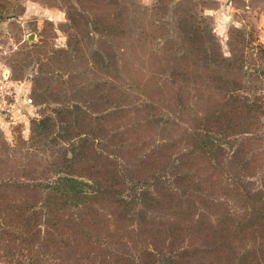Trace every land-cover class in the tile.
<instances>
[{
  "label": "trees",
  "instance_id": "1",
  "mask_svg": "<svg viewBox=\"0 0 264 264\" xmlns=\"http://www.w3.org/2000/svg\"><path fill=\"white\" fill-rule=\"evenodd\" d=\"M186 23V49L152 84L164 118L140 90L0 137V264H264V43L234 27L225 54L213 29Z\"/></svg>",
  "mask_w": 264,
  "mask_h": 264
},
{
  "label": "rangeland",
  "instance_id": "2",
  "mask_svg": "<svg viewBox=\"0 0 264 264\" xmlns=\"http://www.w3.org/2000/svg\"><path fill=\"white\" fill-rule=\"evenodd\" d=\"M188 21L213 29L225 54L229 40L239 44L234 27L264 43V0H0V137L27 138L32 118L68 105L94 114L135 103L140 90L158 100L145 112L164 118L165 91L152 84L166 75L165 55L186 49ZM112 25L124 35L102 33ZM167 94L174 115L176 93Z\"/></svg>",
  "mask_w": 264,
  "mask_h": 264
},
{
  "label": "crops",
  "instance_id": "3",
  "mask_svg": "<svg viewBox=\"0 0 264 264\" xmlns=\"http://www.w3.org/2000/svg\"><path fill=\"white\" fill-rule=\"evenodd\" d=\"M154 0H141L144 5L151 4ZM247 1V0H246ZM231 3V2H230Z\"/></svg>",
  "mask_w": 264,
  "mask_h": 264
}]
</instances>
